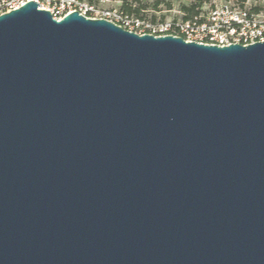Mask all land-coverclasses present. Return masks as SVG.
<instances>
[{
    "label": "water",
    "instance_id": "95a60500",
    "mask_svg": "<svg viewBox=\"0 0 264 264\" xmlns=\"http://www.w3.org/2000/svg\"><path fill=\"white\" fill-rule=\"evenodd\" d=\"M0 14V264H264V41Z\"/></svg>",
    "mask_w": 264,
    "mask_h": 264
},
{
    "label": "built area",
    "instance_id": "2783aa9c",
    "mask_svg": "<svg viewBox=\"0 0 264 264\" xmlns=\"http://www.w3.org/2000/svg\"><path fill=\"white\" fill-rule=\"evenodd\" d=\"M29 0H0V14L18 8ZM40 4L56 20L76 11L91 18L106 19L136 34L154 36L173 35L185 41L208 45L246 46L264 41V15L254 12L236 2L225 0L211 4L206 10L184 14L171 20H148L128 15L121 9H99L97 2L104 0H31Z\"/></svg>",
    "mask_w": 264,
    "mask_h": 264
},
{
    "label": "rangeland",
    "instance_id": "374dc122",
    "mask_svg": "<svg viewBox=\"0 0 264 264\" xmlns=\"http://www.w3.org/2000/svg\"><path fill=\"white\" fill-rule=\"evenodd\" d=\"M225 0H104L97 2L99 9H122L126 4L139 12L132 13L148 20H171L180 18L187 11L184 8H193L194 11L206 10L211 4ZM246 8L256 10L264 15V0H230Z\"/></svg>",
    "mask_w": 264,
    "mask_h": 264
},
{
    "label": "trees",
    "instance_id": "16d2710c",
    "mask_svg": "<svg viewBox=\"0 0 264 264\" xmlns=\"http://www.w3.org/2000/svg\"><path fill=\"white\" fill-rule=\"evenodd\" d=\"M184 9L187 11L188 15L193 14V13L196 12V11L193 10V8H184ZM121 10L124 11L128 15H133L132 13H136L137 14L139 12L137 9H132L131 6L126 5V4L122 5V9ZM252 11L257 12L256 10H252ZM134 16L139 17L138 15H134Z\"/></svg>",
    "mask_w": 264,
    "mask_h": 264
}]
</instances>
